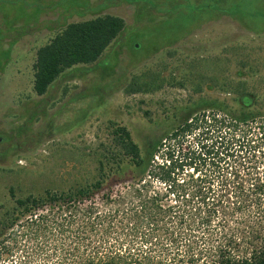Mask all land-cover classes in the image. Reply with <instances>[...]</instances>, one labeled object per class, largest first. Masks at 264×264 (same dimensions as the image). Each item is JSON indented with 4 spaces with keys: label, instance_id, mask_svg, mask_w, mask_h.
<instances>
[{
    "label": "rangeland",
    "instance_id": "rangeland-1",
    "mask_svg": "<svg viewBox=\"0 0 264 264\" xmlns=\"http://www.w3.org/2000/svg\"><path fill=\"white\" fill-rule=\"evenodd\" d=\"M206 4V0H0V219L16 207L11 191L19 199L41 196L48 190L68 192L99 179L101 162L107 170L115 167L108 153L120 148L114 134L119 127L130 132L142 152L149 148L192 149L199 143L223 148L215 142V123L208 128L210 132L203 125L196 137L191 134L174 142L166 136L190 117L187 109L200 101L225 100L237 108L236 94L221 90L226 83L231 89L244 87L254 96L253 111L264 113V32L256 34L228 16L195 25L204 17ZM244 8L249 12L250 8ZM103 15L123 18L126 28L122 34L98 62L66 71L46 95L39 96L34 89L38 50L67 25ZM155 46L163 47L150 53ZM153 72L167 80L175 76L177 83L166 84L154 94L126 93L133 77ZM201 82L203 92L197 94L194 89ZM204 110L206 107L197 109V117ZM240 137L236 148H242L243 161L252 156L248 148H258L261 160L264 143L256 140L257 135ZM222 150H211L198 163L200 173L185 167L175 179L182 183L190 176H202L208 182L205 186L213 184L216 191L229 163H220ZM133 176L126 172L110 183L115 197L132 186ZM174 188L178 191L179 185ZM150 190L160 195L165 207L178 210L188 204L158 181ZM217 220L215 224L224 220L228 224L222 231L211 230L210 239L236 234L237 228L246 225L244 221L258 222L254 228L259 229L264 217L240 213L226 219L220 215ZM186 221L184 218L177 229L182 238L180 249L198 254L204 241L188 250L189 241L209 232L192 223L200 219ZM181 225L187 231H181ZM164 237L148 242L131 238V245L139 243L158 258L166 250ZM19 256H14L16 261Z\"/></svg>",
    "mask_w": 264,
    "mask_h": 264
},
{
    "label": "trees",
    "instance_id": "trees-1",
    "mask_svg": "<svg viewBox=\"0 0 264 264\" xmlns=\"http://www.w3.org/2000/svg\"><path fill=\"white\" fill-rule=\"evenodd\" d=\"M236 2L239 3L206 0L204 17L195 21V25L228 16L256 34L264 32V0ZM152 6L158 9L156 4ZM244 7L250 8L249 12ZM125 28V20L112 15L67 25L37 52L36 93L46 95L66 71L98 62ZM161 47L155 46L150 53ZM171 77L174 78L167 80L155 72L135 76L126 93L154 94L166 84L175 85L177 80ZM202 83L194 89L195 93L203 92ZM178 85L185 87L183 83ZM228 86L226 83L221 90L225 94H236L237 108L227 105L225 100L200 101L187 109L190 117L166 136L174 142L191 134L196 137L203 125L208 129L215 123L218 126L215 142L223 148H206V144L199 143L192 149L149 148L142 152L130 132L119 127L114 134L120 148L108 153L109 159L115 160V167L107 170L101 162L96 181L68 192L48 190L41 196L30 195L25 199L16 198L11 191L16 207L0 219V264H264V228H261L264 222L259 221V229H255L258 222L244 221L246 225L237 228L236 234L210 239L211 230L222 231L228 224V220L215 224L220 215L225 219L240 213L264 217V154L260 160L258 148H248L247 153L252 156L243 161L242 148H236L241 143L240 135L247 133L257 135L256 140L264 143V113L253 111L254 96L244 87L231 89ZM201 107L206 110L203 116L197 117L195 111ZM210 108L215 109L213 114L209 113ZM245 128L247 130L243 131ZM220 149H223L218 152L220 163L230 165L228 163L226 175L218 182L216 191L213 184L205 186L208 182L202 176H190L189 181L182 183L179 178L175 179L185 167L200 173L198 163L204 161L211 150ZM126 172L134 174L132 186L124 195L115 197L110 183ZM139 173L140 176H135ZM155 181L168 185L170 193L177 192L179 199L188 202L186 207L178 210L173 206L165 207L160 195L151 193V184ZM176 184L178 191L174 188ZM179 218L180 223L184 218L186 222L200 219L192 223H199L200 229L208 230V235L203 233L201 238L189 241L188 250H193L194 243L204 241L205 246L198 254L180 249ZM183 227L181 225V231H187ZM162 235L167 241L166 250L158 258L140 248L139 243L131 245L134 242L131 238L148 242ZM125 240L130 245H125ZM17 254L20 255L18 261L14 257Z\"/></svg>",
    "mask_w": 264,
    "mask_h": 264
}]
</instances>
